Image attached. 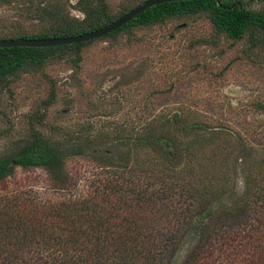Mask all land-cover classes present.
Listing matches in <instances>:
<instances>
[{"label": "trees", "instance_id": "trees-1", "mask_svg": "<svg viewBox=\"0 0 264 264\" xmlns=\"http://www.w3.org/2000/svg\"><path fill=\"white\" fill-rule=\"evenodd\" d=\"M65 2H30L35 30L0 32V39L88 32L126 13L137 0L127 1L116 16L108 13L103 0H78L82 19L66 13ZM194 15L208 18L216 33L233 40L247 35L252 46L264 45V11L249 9L244 0L155 4L101 38ZM93 40L0 47V94L50 61L66 59L77 71L83 47ZM110 125L111 130L104 126L96 132L87 126L88 132L61 140L34 130L0 154V181L12 176L16 166L40 167L54 186L66 188L65 160L89 154L93 141L105 146L97 155L106 168L95 193L76 200L40 205L18 195L0 198V264H176L178 247L194 239L196 245L181 264H264V155L246 160L250 146H243L241 136L177 113ZM239 150L237 158L244 165L232 167ZM109 167L148 181L138 186L127 178H111ZM132 206L139 214L129 212Z\"/></svg>", "mask_w": 264, "mask_h": 264}, {"label": "rangeland", "instance_id": "rangeland-1", "mask_svg": "<svg viewBox=\"0 0 264 264\" xmlns=\"http://www.w3.org/2000/svg\"><path fill=\"white\" fill-rule=\"evenodd\" d=\"M103 1L108 13L116 16L129 0ZM244 1L249 9L264 11V0ZM30 2L38 0L0 2V32L35 30ZM135 3L134 7L141 2ZM77 5L78 0H66L64 10L82 19ZM247 38L233 40L216 33L208 18L194 15L95 39L83 47L77 71L66 59L50 61L42 71L12 81L10 92L0 94V154L10 152L34 130L61 140L80 130L88 132L87 126L93 132L104 126L109 131L114 126L110 122L177 113L241 136L243 146H250L246 160L263 156L264 45L252 46ZM96 144L93 141L89 154L65 160L66 188L54 186L43 168L16 166L12 176L0 181V198L18 195L50 205L95 193L106 171L97 155L105 146ZM240 151L232 167L244 165L237 158ZM109 168L111 178H127L138 186L148 181L122 168ZM137 208L129 212L137 215ZM196 243L194 239L180 245L175 263H183Z\"/></svg>", "mask_w": 264, "mask_h": 264}, {"label": "water", "instance_id": "water-1", "mask_svg": "<svg viewBox=\"0 0 264 264\" xmlns=\"http://www.w3.org/2000/svg\"><path fill=\"white\" fill-rule=\"evenodd\" d=\"M176 0H144L137 6L131 8L126 13L122 14L115 20L110 23L88 31L83 32L76 35L69 36H54V37H45V38H1L0 39V47H50V46H58V45H66L78 42L89 41L97 38H101L102 36L110 33L111 31L121 27L138 14L143 12L146 8L153 6L155 4L170 2ZM14 163V162H13Z\"/></svg>", "mask_w": 264, "mask_h": 264}, {"label": "clouds", "instance_id": "clouds-1", "mask_svg": "<svg viewBox=\"0 0 264 264\" xmlns=\"http://www.w3.org/2000/svg\"><path fill=\"white\" fill-rule=\"evenodd\" d=\"M240 188H241V191L243 190V181H240Z\"/></svg>", "mask_w": 264, "mask_h": 264}]
</instances>
